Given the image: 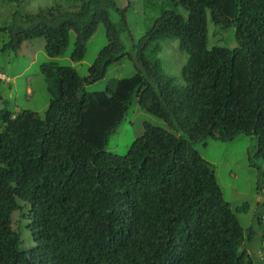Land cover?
Here are the masks:
<instances>
[{
	"label": "trees",
	"instance_id": "1",
	"mask_svg": "<svg viewBox=\"0 0 264 264\" xmlns=\"http://www.w3.org/2000/svg\"><path fill=\"white\" fill-rule=\"evenodd\" d=\"M146 5L160 14L137 43L128 7L116 0H66L35 12L17 7L0 25V53L45 37L48 55L58 57L74 31L72 59L80 62L101 24L109 41L86 76L71 65L41 64L51 94L44 117L7 102L0 109V264H256L255 251L264 264V228H244L214 164L197 148L212 138L256 135L264 158V0ZM210 22L237 44H211ZM169 38L187 54L186 85L163 66ZM127 56L133 75L87 89ZM135 98L173 132L145 122L126 155L110 152ZM21 200L31 205L26 212ZM24 217L36 242L30 249L21 248ZM263 220L258 215L260 226Z\"/></svg>",
	"mask_w": 264,
	"mask_h": 264
},
{
	"label": "rangeland",
	"instance_id": "2",
	"mask_svg": "<svg viewBox=\"0 0 264 264\" xmlns=\"http://www.w3.org/2000/svg\"><path fill=\"white\" fill-rule=\"evenodd\" d=\"M116 1L120 8L128 7L127 18L137 43L153 26L160 12L154 6L148 9L146 0ZM57 2L62 5L66 4V0H18L14 2L0 0V25L5 26L13 20L17 7L22 11L35 12ZM181 10L187 15L184 8ZM112 16L115 20L120 18L116 11ZM209 26L211 44L219 42L218 44L230 47L237 44L231 32L224 31L216 34L215 24L210 22ZM231 29L233 30V28ZM76 37V33L72 31L70 44L65 54L58 57L48 55L45 49V37L26 41L18 53L12 50L0 53V109L5 107L7 102L11 110L30 109L44 117L51 101V94L48 91L41 64L56 61L61 65H71L81 75L86 76L100 50L109 42L106 26L101 24L88 43L85 59L76 62L72 59ZM124 39L128 49L132 48V40L127 36ZM162 44L164 50L161 53V58L164 68L178 84L186 85L187 81L182 74V67L187 60V54L180 48L179 40L169 38ZM135 72V63L127 56L113 64L104 79L87 85V89L90 91L105 90L113 78L128 77ZM145 122L173 132L166 120L143 109L139 99L135 98L119 130L111 136L107 147L108 151L122 156L126 155L132 143L144 133ZM1 131L2 129H0V133ZM197 148L204 158L214 164L224 197L235 210L240 209L237 210V213L244 228L249 230L250 227L255 226L263 234L264 226H260L257 221L258 215L264 216V158L259 153L258 137L240 134L233 140L212 138L207 141V144L200 143ZM20 203L24 212L31 206L28 204L29 207L25 208L26 202L21 200ZM20 212L21 209L17 210L14 213V218H17ZM30 221V218L24 217L18 229L22 235V249H30L36 245L33 233L28 228ZM16 225L15 223L14 226ZM260 255V251H255L252 255L256 264L260 261Z\"/></svg>",
	"mask_w": 264,
	"mask_h": 264
}]
</instances>
